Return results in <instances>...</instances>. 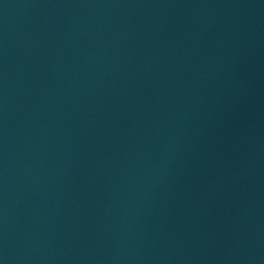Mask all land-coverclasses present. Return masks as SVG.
<instances>
[{
    "label": "water",
    "instance_id": "95a60500",
    "mask_svg": "<svg viewBox=\"0 0 264 264\" xmlns=\"http://www.w3.org/2000/svg\"><path fill=\"white\" fill-rule=\"evenodd\" d=\"M0 264H264V0H0Z\"/></svg>",
    "mask_w": 264,
    "mask_h": 264
}]
</instances>
